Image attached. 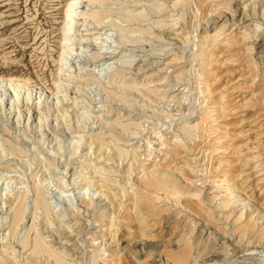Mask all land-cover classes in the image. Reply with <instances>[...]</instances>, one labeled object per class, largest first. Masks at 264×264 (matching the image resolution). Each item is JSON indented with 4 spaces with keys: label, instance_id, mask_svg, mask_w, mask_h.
I'll return each mask as SVG.
<instances>
[{
    "label": "rangeland",
    "instance_id": "obj_1",
    "mask_svg": "<svg viewBox=\"0 0 264 264\" xmlns=\"http://www.w3.org/2000/svg\"><path fill=\"white\" fill-rule=\"evenodd\" d=\"M69 1L0 0V264H264V0Z\"/></svg>",
    "mask_w": 264,
    "mask_h": 264
},
{
    "label": "bare ground",
    "instance_id": "obj_2",
    "mask_svg": "<svg viewBox=\"0 0 264 264\" xmlns=\"http://www.w3.org/2000/svg\"><path fill=\"white\" fill-rule=\"evenodd\" d=\"M78 4V3H76ZM75 3H74V0H70L66 6V16L64 18V29L65 30H69L71 29L72 27V23H71V20L72 18L73 19H77V17L79 16L78 13L76 12V10L74 9L75 8ZM235 14V13H234ZM83 16V15H82ZM71 18V19H70ZM231 19V18H230ZM240 19L243 20V18L241 17ZM225 24V23H224ZM223 26V23L220 24L219 27H222ZM86 27V26H85ZM217 32H214L213 35H216L215 37H213V44L223 40L224 42L222 43V45H224V47L226 48H230L231 47V41H228V39H225L224 37L225 36H222L221 40H218V38L222 35V33L220 34H216ZM64 39V38H63ZM67 39V38H65ZM85 39V38H84ZM87 39H85L84 41L86 42ZM64 41V40H63ZM69 41V40H68ZM74 41V40H73ZM66 42V41H65ZM82 42V41H80ZM84 43V42H83ZM82 43V44H83ZM87 44V43H86ZM218 44V43H217ZM212 45V44H211ZM85 48V47H84ZM205 49V48H204ZM84 50V49H83ZM87 50V49H86ZM66 51V50H65ZM85 51V50H84ZM61 52V51H60ZM72 52V51H71ZM83 52V51H82ZM81 52V53H82ZM201 52V51H200ZM78 53V52H77ZM92 53V52H91ZM60 55H65L63 53V50H62V53ZM69 55V54H68ZM67 55V56H68ZM81 56H84L82 54H80ZM66 56V55H65ZM79 56V55H78ZM80 56V57H81ZM90 56V55H89ZM95 56H97L98 58V53H94L93 56H90L91 58H95ZM64 57V56H63ZM89 57V58H90ZM83 58V57H82ZM62 59V58H61ZM66 60V59H65ZM68 60V59H67ZM92 60V59H91ZM63 61V60H62ZM57 89H58V85L55 84V88L53 91H48V90H34L32 87H28L26 85H23L21 83H18V82H15L11 79H7V78H0V103L3 104V97L5 96H8L10 101L8 103V107L7 110H12V108H14L13 106V102L16 100V98L18 96H20V92L23 91L24 92V98L26 100L30 99V96H31V93L34 91L35 92V95H36V98H37V102H39V99L41 98L42 99V96L44 98H50V99H55L57 96H55V94L57 93ZM58 101V100H57ZM1 106V105H0ZM74 106V105H73ZM6 110V109H5ZM211 116V115H210ZM186 128H184V131H185ZM183 130V129H182ZM188 130V129H187ZM190 132V131H189ZM209 135V134H208ZM231 136V135H230ZM222 139V138H221ZM220 139V140H221ZM219 140V139H218ZM224 140V139H223ZM224 142V141H223ZM158 149V148H157ZM225 152V150H224ZM160 153V152H159ZM237 154V153H236ZM173 176V174H171ZM170 174L167 175L169 176L168 179L170 181H174L173 183L175 184V180H172V176ZM174 177V176H173ZM167 177H164L162 174L160 175V181L158 180V183H167L168 181ZM185 180V179H184ZM152 182V180H150ZM150 182V183H151ZM157 182V181H156ZM189 182V180H188ZM190 183V182H189ZM225 182H224V179H221L218 183V185L216 184V186H214L216 189L218 188H222L224 189L223 191H226L228 193V195L231 197V199L233 198H239L240 197V193L238 191L235 190V188L233 186L229 187L227 185H224ZM226 193V194H227ZM35 200H34V205L37 206V205H41V206H44V203H43V199L42 197L40 196L39 192L37 191V193L35 194ZM228 200V198H227ZM242 202L248 206H251L250 203H248V200L246 197H243V198H239V202ZM232 204V203H231ZM24 210V207L22 205H20L18 208H17V211L15 212V218H18L21 214H22V211ZM21 217V216H20ZM39 243H37L38 245ZM42 245V244H41ZM39 248V246H37ZM38 252V251H37ZM60 259V258H59ZM58 260V259H57ZM58 264H64L61 262V260H58L57 261Z\"/></svg>",
    "mask_w": 264,
    "mask_h": 264
}]
</instances>
